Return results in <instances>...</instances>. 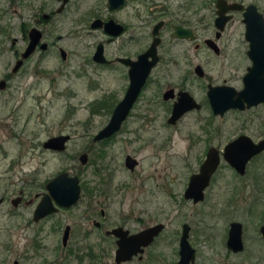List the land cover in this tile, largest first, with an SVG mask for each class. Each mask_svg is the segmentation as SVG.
Instances as JSON below:
<instances>
[{
  "label": "rangeland",
  "instance_id": "1",
  "mask_svg": "<svg viewBox=\"0 0 264 264\" xmlns=\"http://www.w3.org/2000/svg\"><path fill=\"white\" fill-rule=\"evenodd\" d=\"M214 2L156 0V6L158 9L161 5L166 6L167 19L199 18L206 26L212 19ZM244 2L255 3L264 14V0ZM93 3V0H71L65 13L55 15L54 21L43 25L51 33L48 41L61 35L62 38L54 44L66 49L68 56L65 61L57 55V46H52L41 63L47 71L37 74L34 69L41 55L37 52L19 73L12 76L8 87L0 90V198L3 199L0 201V264H13L14 259H18L19 264H117L114 261L115 246L103 232L82 238L80 221L85 229H93L92 223L84 219L88 201L84 193L80 203L72 209L62 210L44 222H29L39 198L37 193L44 190L43 184L47 179L67 170L95 187L98 176L95 166L98 163L113 172V184L107 198L94 200L92 206L108 209V217L112 220L121 217L118 214L121 209H135L136 213L143 210L145 223L160 220L166 225L159 241L146 250L142 259L119 264H174L178 259V238L183 222L191 225L189 239L196 249L192 264H242V252L233 253L226 249L228 223L232 219L242 221L244 218L246 223L252 224L257 222V216L252 213L247 217L242 211V183L237 181L239 179L229 170L222 169L204 201L193 204L182 197L189 172L196 168L203 146L189 139V134L197 129L194 121L198 114L185 117L174 130L170 126L161 127V120L144 128L142 121L130 119L116 138L101 142L93 140V135L109 116V113L92 114L96 112V99L104 90L110 91L112 85L111 72L105 68L87 64L86 75H79L80 65L92 51L98 33L87 34V22L80 20ZM57 4V0H0V78L11 70L14 50H20L26 44L22 26L28 29L35 24L33 15L36 11L47 12ZM240 17L239 14L235 16L226 35L232 31L241 32ZM210 29L209 25L202 30ZM205 54L206 51L202 50L199 56ZM205 65L214 69L216 65L220 66V61L209 57ZM60 66L64 69L61 73ZM94 80L98 81L97 87ZM255 115L256 119L247 122L244 130L258 136L261 130L264 131L261 124L264 122V105L254 109ZM246 116L242 113V122ZM220 122L224 138L236 132L235 115H228ZM155 126L161 134L155 133ZM59 133L71 135L64 150L42 145L48 137ZM152 137L155 139L151 140ZM162 140L163 147L159 145ZM83 151L89 156L86 165L79 160ZM100 151H103L102 156H98ZM127 152L140 159V166L133 176V184L120 190L117 182L130 180L132 175L121 165ZM263 160L264 155L257 159L259 169L252 168L250 175H264L260 168L264 166ZM247 180L248 177L242 182ZM236 186L238 188L233 190ZM19 194L23 200L14 206L10 199ZM57 222H60V227L54 230ZM65 223H76V230L67 246L61 243V226ZM140 224L134 222L133 226ZM96 235L102 237L101 242ZM35 240L40 242L37 247ZM94 240L99 244H94ZM90 248L99 257L86 255ZM71 249L75 253H70ZM76 253L84 255L83 258Z\"/></svg>",
  "mask_w": 264,
  "mask_h": 264
},
{
  "label": "flooded vegetation",
  "instance_id": "2",
  "mask_svg": "<svg viewBox=\"0 0 264 264\" xmlns=\"http://www.w3.org/2000/svg\"><path fill=\"white\" fill-rule=\"evenodd\" d=\"M57 1V6L52 7L49 11L42 13L36 11L34 13V25H31L28 29H26L25 26H22V33L23 37L26 39V44L22 47V49L14 50L15 58L13 65L11 70L6 71L0 78V81H4L0 90H4L8 87L12 76L19 73L25 66L26 61L33 57V55L37 52H41L40 57L37 58V61H39L34 69V73L37 74L47 71V69L44 68L45 66H42L41 63L43 58H45L46 53L52 46H57V55L61 58V60L65 61L67 59L68 53L66 49L61 45L54 44L57 39L62 38L61 35L59 34L55 40L48 41L47 37L51 35V33L49 30L44 28L45 26H43L45 25L44 23L54 21L56 18L55 15L65 13L69 8L71 0ZM93 1V5L88 7L87 11L84 12L80 20L85 23L87 22V34H92L93 31H97L100 36L98 33L96 34L97 38L94 41L93 49L89 55L84 57V62L80 65L79 75H86L87 64L100 69L105 68L111 72L112 85L110 91L104 90L102 96L96 99V112H93L92 114L97 112L109 113V120L119 102H121V100L125 97L131 82L140 81L144 77L143 72H145V68H148L137 95L126 113L125 118L121 121L119 128H117L109 136H105L94 141L101 142L116 138L126 127L130 119H138L142 121L141 126L144 128L154 121L157 122L158 120H161V127L170 126V128L174 130V128L176 129L185 117L193 113L198 114L194 121L197 125V129L194 130L193 133L189 134V139L192 143H202L203 146L201 147V155L197 159L198 164L196 168L189 172L186 186L182 192V197L184 200H190L193 204L204 201L209 193V188L214 181L219 178V175L222 172L221 170H229V172L232 173V176L239 179L237 181L242 183V211H245L247 217H250L253 213V215L257 216V222L248 224L244 218H242V221L238 219L230 220L225 239L226 249L227 251L233 253L242 252V264H264V175H250V171L253 170L252 168L255 170L259 169L256 162L260 156L264 155V148L252 154L250 158L245 161L244 167H242V139H239L236 143L237 146L230 150L229 157L233 160L224 156L225 147L242 135L248 136L254 142L264 138L263 130L258 133V136H255L252 132L248 133L244 130V128L248 125L247 122H252L256 119V115L253 116L254 109L264 105V101H260L257 104L250 106H247L245 103L244 107L229 106L222 112H216L211 103L213 97H217L222 101L235 99L236 94L231 92L229 88L232 87L235 91H240L245 85L244 77L249 72V67L253 65L254 61L248 53L250 41L245 35V22L243 20L244 9H242V4L246 6L247 4L253 2L246 3L244 0H224L220 2L221 0H215L212 19L209 22L210 24L203 26L204 20H199V18L192 19L190 17L182 19L170 17V19H167L165 17L167 14L165 10L166 6L161 5V8L158 9L156 6V0ZM218 2L220 3L221 8L226 7L232 2H237L241 5L238 9L234 8L224 10V15H228V18L222 23V28L216 24V17H218L217 10L219 8L217 5ZM237 14L241 16L239 20L241 32L233 33L232 31L229 35H226L227 29L229 28L231 22L235 20V16ZM94 20L97 21L96 26L91 25ZM110 21L111 23H108ZM177 25L187 29L188 34H176L175 27ZM209 25L211 26V29L203 32L202 29L205 27L208 28ZM33 27L40 30V38L34 49L24 57L22 56V53L25 51L30 41V29ZM225 38H227V40ZM155 40H157L154 49L155 55L153 56L152 54H148L139 58L140 55L150 49ZM202 50L206 51L207 54L200 57L199 53ZM95 54H97V56H95ZM209 57H213L215 59L217 58V60L220 61V66L216 65V68L208 69L205 63ZM153 59L154 62L149 65L147 62ZM17 60H21V63L14 71L13 67L15 66ZM62 70L64 69L60 66V73ZM69 70L70 69H68V71ZM261 75H263V73H261ZM52 78L53 77H51V80ZM93 83L96 87L99 85L97 80H94ZM175 108L176 110L174 113ZM242 113L247 115L246 118L243 119V122ZM231 114L235 115L237 130L233 134L224 138L225 133L224 129L220 126V124H222L220 121L226 119V117ZM261 124L264 125V122H261ZM154 125L156 124L154 123ZM157 132L160 133V129L158 130L155 126V133ZM154 139L155 138L152 137L151 140ZM162 144H164L163 140L159 145L163 147ZM211 148L217 150L219 162L215 170L212 172L208 184L203 190V199L194 202L193 198L185 197V190L191 176L200 171V167L205 161L208 151ZM98 154V156H102L103 151H100ZM87 161L81 164L86 165ZM122 162L123 163H121V165L129 170L132 175H130V180H120V182H117V188L120 190L133 184L132 179L140 166V159L127 152L123 156ZM262 163H264V160ZM102 166L103 167H100L99 163L95 166V170L98 175L95 187L87 185L86 181L84 182L80 176L76 174L79 178L80 184V195L76 202L69 206H63L58 204L51 196L52 204L56 207V210L47 213L38 219H34L33 213L35 208L41 200L42 195L45 192H48L46 189V183L55 175L47 179L43 184L44 190L37 193L39 198L35 202L29 222H44L62 210L72 209L80 203L84 193V195L86 194L88 196L84 219L92 223L93 229H85V226H82L83 222L80 221L79 224L81 226L79 225V231H82V229L84 231L81 232L82 238L86 239L87 237L93 236V233L103 232L104 237L111 238V242L115 246L114 261L117 264L130 262L134 259H142L146 250L159 241L166 225L160 220L152 223H145L146 220L142 217L141 213L143 210H139L136 213L135 209H121L119 211L120 213H118L121 217L112 220L108 217V209L104 207L96 209L95 206H92L94 200L100 199L104 201V199L107 198L108 190L113 184V172L110 173L108 171L109 169L105 170L104 165ZM260 168L264 170V166H260ZM246 177H248L247 182H242V179ZM237 188L238 187L236 186L233 190H236ZM230 193L233 192L231 191ZM13 199H17L16 204H14ZM1 200L3 199L0 198V201ZM22 200L23 196L21 194L13 196L10 199L14 206H18ZM104 203L102 205H104ZM231 221H239L242 223V249L238 251H234L227 246ZM134 222H140L142 224L135 227L133 226ZM183 223L181 225V231L178 238V247ZM75 224L71 225L70 223H65L63 227L61 226V243L63 246L68 245L72 233L76 230ZM157 224H161L162 226L159 228L158 232L153 235L148 243L140 245L142 248L141 251L138 250L137 252H133L128 259L121 260L119 262L115 260L116 249L119 247L118 240H120L121 237L113 233V229L121 228L122 230H126L127 232L125 236L127 238L131 234L138 233L145 228L155 226ZM189 226L190 237L191 225L189 224ZM19 227L21 228V225H19ZM59 227L60 222H57L53 226L54 230ZM95 237L101 242V236L96 235ZM97 240H94V244L96 245L99 244ZM135 242L136 240H133L132 245L135 244ZM39 243L40 242L38 240H35L36 247ZM69 252L75 253L73 249ZM76 255L78 254L76 253ZM86 255L90 257H99L96 252L92 251V248L86 252ZM78 256L83 258L84 255ZM176 261L174 264H176ZM13 264H19L18 259H14Z\"/></svg>",
  "mask_w": 264,
  "mask_h": 264
},
{
  "label": "water",
  "instance_id": "3",
  "mask_svg": "<svg viewBox=\"0 0 264 264\" xmlns=\"http://www.w3.org/2000/svg\"><path fill=\"white\" fill-rule=\"evenodd\" d=\"M65 1V0H64ZM224 0H221L222 2ZM218 17H216V24L222 28V23L228 18V15H224L225 9H238L240 4L237 2L229 3L226 7L221 8L220 3L218 2ZM243 11V20L245 22V35L246 38L250 41V48L248 53L253 58V65L249 67V72L244 77L245 85L240 91H235L234 88H229L231 92L236 94V98L233 100L222 101L217 97H213L211 103L214 110L223 111L226 107L229 106H247L257 104L260 101H264V15L260 12L257 6L254 3H249L246 6L242 4ZM221 19V21H220ZM108 23H111L108 22ZM92 26L97 25V21L94 20L91 23ZM175 33L179 35H187L188 30L180 26L175 27ZM30 41L22 53V56H27L35 47L37 41L40 38V30L36 27L30 29ZM155 40L150 49L140 57H144L148 54H154L155 49ZM97 56V54H95ZM154 62V59L148 61L147 63L151 65ZM21 60H17L13 70L15 71L20 65ZM148 68H145L143 75L147 73ZM263 73V75H261ZM144 77L138 82H131V85L125 95V97L119 102L118 106L113 111L109 120L99 129L93 136V140L101 139L105 136H109L117 128H119L121 121L125 118L126 113L134 101L137 92L143 82ZM4 81H0V88L3 86ZM176 108L174 109L175 113ZM173 113V114H174ZM70 138V135L67 133H60L52 135L43 141V146L45 148L62 151L66 147V141ZM239 139H242V167L244 163L250 156L261 149L264 148V138L254 142L248 136L242 135L236 140L229 143L224 150V156L230 160H233L229 157L230 150L237 146ZM88 159L86 152H81L79 154V160L81 163H85ZM219 162V155L216 149L211 148L208 151L205 161L200 167V171L196 174H193L189 180L188 186L185 190L186 198H193V201L202 200L204 197V188L208 184L209 178L212 172L215 170ZM46 189L48 192H45L41 200L39 201L37 207L34 210L33 217L38 219L44 216L47 213H50L56 210V207L52 204L51 196L55 201L63 206H69L76 202L80 195V184L79 178L76 174H70L68 171H60L53 178H51L46 183ZM14 204H16L17 199H13ZM161 224L145 228L138 233L131 234L126 238V230L113 229L112 232L121 237L118 240L119 247L116 249L115 260L117 262L121 260L128 259L133 252L142 250L140 247L141 244H146L149 240L156 234L161 227ZM189 224L183 223L182 232L179 240V257L176 261V264H192L195 260L196 249L190 243L189 240ZM242 223L239 221H231L229 234L227 239V246L234 251L242 249ZM136 240L135 244L132 245V241Z\"/></svg>",
  "mask_w": 264,
  "mask_h": 264
},
{
  "label": "trees",
  "instance_id": "4",
  "mask_svg": "<svg viewBox=\"0 0 264 264\" xmlns=\"http://www.w3.org/2000/svg\"><path fill=\"white\" fill-rule=\"evenodd\" d=\"M1 30H4V29H1Z\"/></svg>",
  "mask_w": 264,
  "mask_h": 264
}]
</instances>
